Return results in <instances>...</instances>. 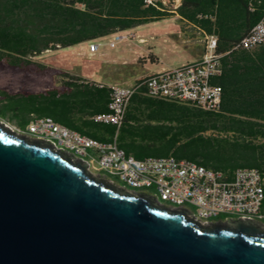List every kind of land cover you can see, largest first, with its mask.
I'll return each instance as SVG.
<instances>
[{"label":"trees","instance_id":"1","mask_svg":"<svg viewBox=\"0 0 264 264\" xmlns=\"http://www.w3.org/2000/svg\"><path fill=\"white\" fill-rule=\"evenodd\" d=\"M175 15L218 38L217 110L153 97L142 86L118 127L96 119L110 111L111 86L40 57ZM263 17L264 0H180L175 8L163 0H0V106L23 128L49 116L100 141L116 139L139 159L170 155L226 174L251 167L264 178V42L237 47Z\"/></svg>","mask_w":264,"mask_h":264},{"label":"water","instance_id":"2","mask_svg":"<svg viewBox=\"0 0 264 264\" xmlns=\"http://www.w3.org/2000/svg\"><path fill=\"white\" fill-rule=\"evenodd\" d=\"M0 264H264V225L205 224L0 119Z\"/></svg>","mask_w":264,"mask_h":264},{"label":"built area","instance_id":"3","mask_svg":"<svg viewBox=\"0 0 264 264\" xmlns=\"http://www.w3.org/2000/svg\"><path fill=\"white\" fill-rule=\"evenodd\" d=\"M134 37V33L118 31L110 45ZM217 41L216 35L205 34L200 59L152 73L132 84L112 85L108 103L110 111L96 116V119L119 127L132 97L142 86L153 97L179 98L206 110L219 109L223 88L212 80L223 72L224 54L216 50ZM263 42L264 17L237 47L254 50ZM100 46L101 43L95 40L89 42V53L96 54ZM3 122L10 128L13 125ZM24 128L27 136L88 162L90 170L103 173L113 183L147 193L172 207L184 208L190 216L205 224L240 219L264 225L260 222L264 219V178L256 168L238 167L232 174H226L196 161L170 155L139 159L128 155L118 146L116 139L100 141L49 116H33ZM220 217L222 220H218Z\"/></svg>","mask_w":264,"mask_h":264},{"label":"rangeland","instance_id":"4","mask_svg":"<svg viewBox=\"0 0 264 264\" xmlns=\"http://www.w3.org/2000/svg\"><path fill=\"white\" fill-rule=\"evenodd\" d=\"M165 2L169 8H175L178 3L177 0H165ZM181 25L182 23L180 20L171 17L155 22L144 23L132 29L121 31L125 34L136 33L146 37L148 42L142 43V45L137 43L138 41L136 38H132L131 40H118L115 42V46H111L110 41L114 38V34H111L95 40L96 42L101 43V46L96 54H90L88 51L89 42H84L80 45L68 48L46 50L40 57H45L46 61L50 64L66 69L70 72H86L84 74L90 80H102L103 77L101 73L111 70L112 67H115V72L120 75L118 77V81H123V75H126L128 80H133L136 75L141 73L158 71L162 67L169 68L195 57V54L192 51V46L189 44H182L175 36L178 34ZM152 36H154V38H151ZM165 37L168 38L169 42H165L163 40ZM148 46L152 48L154 55L161 60L159 64L152 63L150 58L147 57L145 63L136 62L133 68L125 70L121 65V67H119V65L115 66L112 62L113 59H118L117 56H120L118 61L122 63V57H127L128 59L132 58L135 51H144L147 56L149 50ZM103 62L107 63L104 64ZM118 67L120 68L119 71H117ZM107 76L108 80L116 79L112 78L115 76ZM5 112L4 107L0 106V119L13 124L11 125L13 130L19 128V125H14L17 123L9 119V116ZM91 171L94 174L101 175L102 177L108 179V177L104 176L101 172ZM120 186L123 185L120 184ZM147 192H149L148 189ZM149 193H151V191ZM218 220H222V217ZM260 222L264 223V219L260 220Z\"/></svg>","mask_w":264,"mask_h":264},{"label":"crops","instance_id":"5","mask_svg":"<svg viewBox=\"0 0 264 264\" xmlns=\"http://www.w3.org/2000/svg\"><path fill=\"white\" fill-rule=\"evenodd\" d=\"M178 3L177 5L180 4V0H177ZM168 18H171V17H168ZM172 18L174 19H178L181 21L182 25L178 31V34H176V38L180 40V42L184 45H191L192 46V51L193 53L195 54V57L194 58H191V59H188V61L186 62H192V61H196L198 59H200L203 55V52H204V40H205V34L200 30L198 29L197 26H195L194 24L192 23H189L187 22L186 20H183L179 17V15H175V16H172ZM165 19V18H164ZM162 20V19H160ZM155 21H159V20H155ZM155 21H149V22H155ZM148 23V22H147ZM142 25V24H141ZM140 26V25H139ZM137 27V26H136ZM157 28V27H156ZM156 31V30H155ZM136 38L137 39V43L141 44L142 43H146L148 42V39L144 36H141L139 34H136ZM166 34V33H165ZM159 36V35H158ZM151 38H154V36H152ZM139 39H143V41H140ZM165 42H169L168 38H164L163 39ZM177 46V45H175ZM149 50H148V55L146 56L145 52L144 51H138L134 53V56L132 58H127V57H122L121 60H122V63H120L118 61V59L120 58V56H117L118 59H113L112 62L116 65H119V67L122 66L123 69H129V68H133V66L135 65L136 62H142V63H145L146 62V58L149 57L150 60L152 61V63H155V64H159L161 62V60L156 57L153 53V50L152 48H150V46H148ZM136 54V55H135ZM108 62V61H107ZM107 62H103L104 64H106ZM110 62V61H109ZM185 63V62H183ZM182 64V63H181ZM121 65V66H120ZM180 65V64H179ZM175 66H178V65H175ZM117 68V71L120 70V68ZM174 67V66H172ZM170 68V67H169ZM163 69H166L164 67H162L160 70L158 71H161ZM115 67H112L111 70L109 71H106L105 73H101L103 79L102 80H97L98 82H102V83H106L108 84L109 86H112L114 84H125V85H128V84H132L134 83L135 81H137L138 79L142 78V77H145L147 75H150L152 73H155V72H158V71H148L146 73H141L139 75H136L134 77L133 80H128V77H126V75H123V81H118V77L120 76L119 73L115 72ZM107 75H112V76H115V77H112V78H116L114 80H108V76ZM4 105V103H1ZM9 116V115H8ZM6 118V117H5ZM87 135V134H86ZM112 141V140H111ZM109 142V141H108ZM262 210L264 212V207L262 206Z\"/></svg>","mask_w":264,"mask_h":264},{"label":"bare ground","instance_id":"6","mask_svg":"<svg viewBox=\"0 0 264 264\" xmlns=\"http://www.w3.org/2000/svg\"><path fill=\"white\" fill-rule=\"evenodd\" d=\"M7 126L9 127V125H7ZM14 131L18 132L19 134L26 135V128H17V129H14Z\"/></svg>","mask_w":264,"mask_h":264}]
</instances>
